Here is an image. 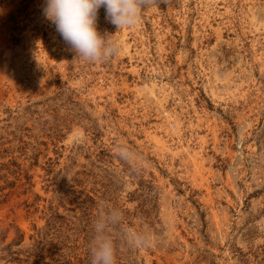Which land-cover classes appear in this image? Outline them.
<instances>
[{"label":"rangeland","instance_id":"1","mask_svg":"<svg viewBox=\"0 0 264 264\" xmlns=\"http://www.w3.org/2000/svg\"><path fill=\"white\" fill-rule=\"evenodd\" d=\"M43 7L0 0V264H90L112 210L116 264H264V0H153L118 32L101 7L97 62Z\"/></svg>","mask_w":264,"mask_h":264},{"label":"clouds","instance_id":"2","mask_svg":"<svg viewBox=\"0 0 264 264\" xmlns=\"http://www.w3.org/2000/svg\"><path fill=\"white\" fill-rule=\"evenodd\" d=\"M153 0H44L42 14L55 26L61 38L88 62L106 60L119 54L113 34H101L97 29V13L103 7L106 20L116 27V32L135 26L142 8ZM115 32V33H116ZM118 159L137 166L146 163L126 145H117ZM120 225V213L112 210L101 213L93 222L90 245V264H116L115 245L109 229ZM125 239L136 246H148L150 238L125 230Z\"/></svg>","mask_w":264,"mask_h":264}]
</instances>
